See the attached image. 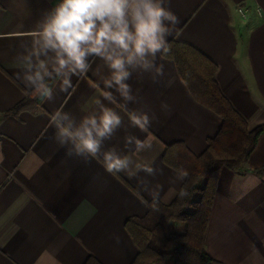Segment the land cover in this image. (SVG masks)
<instances>
[{"label": "crops", "instance_id": "obj_1", "mask_svg": "<svg viewBox=\"0 0 264 264\" xmlns=\"http://www.w3.org/2000/svg\"><path fill=\"white\" fill-rule=\"evenodd\" d=\"M165 6L179 19L168 41L188 43L214 61L221 92L249 129L264 125V0H166ZM49 7L50 0H0V264H83L89 256L131 264L137 248L126 220L144 217L155 191V200L171 203L185 180L163 161L166 145L181 141L201 154L221 119L192 97L162 54L149 57L146 69L129 68L131 99L107 89L105 62L90 57L88 74L70 76V85L57 77L38 108L4 115L25 95L17 69L23 80L25 56L35 46L30 33ZM104 107L117 111L120 125L102 139L96 158L69 156L54 137L53 116L66 115L63 123L76 128ZM144 115L148 126L136 127L133 120ZM137 138L151 146L137 149ZM105 151L127 156L128 169L107 172ZM263 165L264 133L239 169H221L207 264H264V172H256Z\"/></svg>", "mask_w": 264, "mask_h": 264}, {"label": "clouds", "instance_id": "obj_2", "mask_svg": "<svg viewBox=\"0 0 264 264\" xmlns=\"http://www.w3.org/2000/svg\"><path fill=\"white\" fill-rule=\"evenodd\" d=\"M166 0H50V7L36 21L30 38L35 45L25 56L24 79L17 80L36 96L51 97L52 89L45 77L53 73L70 85V76L79 77L91 70L90 57L105 62L110 79L107 89H117L124 99H131L130 67L148 68L157 54L168 51V37L179 23L176 14L166 7ZM51 58L49 66L48 58ZM160 68H157L159 72ZM98 87L103 85L98 83ZM112 95V91H108ZM166 106V105H165ZM67 116H53L54 137L69 156L96 158L102 139L110 136L121 123L114 108L104 107L97 116L85 117L79 127L66 125ZM148 117L137 116L136 127L148 126ZM71 145L70 148L66 147ZM137 149L149 148L147 141L135 140ZM109 173H124L129 167L127 156L105 151L101 159ZM143 171L152 173L150 166ZM153 200L158 191L151 193ZM185 195V193H181Z\"/></svg>", "mask_w": 264, "mask_h": 264}, {"label": "trees", "instance_id": "obj_3", "mask_svg": "<svg viewBox=\"0 0 264 264\" xmlns=\"http://www.w3.org/2000/svg\"><path fill=\"white\" fill-rule=\"evenodd\" d=\"M162 56L174 61L192 97L216 113L221 125L201 154L193 153L181 141L166 145L163 161L184 173L185 180L171 203L148 201L144 217L126 220L125 229L137 248L131 264H207L212 258L205 249V238L220 171L223 167L236 170L242 166L264 133V125L249 129L219 88L217 64L200 50L170 40L168 51ZM57 77L54 73L45 77L49 88ZM43 99L26 90L24 97L4 115L17 116L24 110H34ZM256 172L262 174L264 165ZM83 264L101 263L89 256Z\"/></svg>", "mask_w": 264, "mask_h": 264}, {"label": "built area", "instance_id": "obj_4", "mask_svg": "<svg viewBox=\"0 0 264 264\" xmlns=\"http://www.w3.org/2000/svg\"><path fill=\"white\" fill-rule=\"evenodd\" d=\"M238 12L241 14V16L245 17L246 13L244 12V10L240 7L238 8Z\"/></svg>", "mask_w": 264, "mask_h": 264}, {"label": "rangeland", "instance_id": "obj_5", "mask_svg": "<svg viewBox=\"0 0 264 264\" xmlns=\"http://www.w3.org/2000/svg\"><path fill=\"white\" fill-rule=\"evenodd\" d=\"M178 224H181V223H178Z\"/></svg>", "mask_w": 264, "mask_h": 264}]
</instances>
